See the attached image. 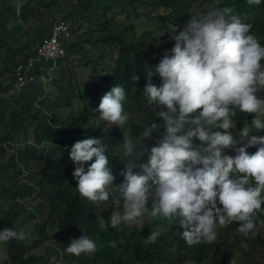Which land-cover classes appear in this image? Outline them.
<instances>
[{
    "label": "trees",
    "instance_id": "1",
    "mask_svg": "<svg viewBox=\"0 0 264 264\" xmlns=\"http://www.w3.org/2000/svg\"><path fill=\"white\" fill-rule=\"evenodd\" d=\"M249 7L264 12V0H0V227L18 231L27 219L47 216L42 224L36 223L37 238L0 243V264H46L52 243L65 247L84 233L96 242L95 252L67 253L63 264H253L250 252L257 247L264 264V211L260 210L257 234L247 236L250 246L241 244L236 222L218 227L215 241L191 246L181 237L183 228L178 223L160 217L142 218L141 226L101 229L99 221L109 218L111 200L106 209L108 202H90L76 191L74 164L68 155L76 140L85 135L100 137L109 144L118 191L125 168L118 147L122 132L107 122H95L98 113L93 109L101 96L114 83L121 84L127 96L125 110L139 111L151 123L156 116L142 95L144 72L147 67L154 69L165 49L172 47L167 24L182 25L211 9L229 8L239 15ZM61 15L72 24L61 37L65 57L39 64L36 81L19 95L6 96L15 67L35 51L53 25L50 21ZM33 21L36 35L29 32ZM250 32L264 45L262 16L255 15ZM135 75L143 79L136 81ZM152 82L159 85V77L153 75ZM252 116L236 112L234 136ZM142 129L135 126L132 131L140 136ZM162 131L154 132L145 146L150 149L156 144ZM147 157L139 153L132 159L140 164ZM36 195L40 199L35 205ZM152 230L160 235L146 243ZM42 244L47 247L45 255L35 252ZM54 251L59 252L56 247Z\"/></svg>",
    "mask_w": 264,
    "mask_h": 264
},
{
    "label": "clouds",
    "instance_id": "2",
    "mask_svg": "<svg viewBox=\"0 0 264 264\" xmlns=\"http://www.w3.org/2000/svg\"><path fill=\"white\" fill-rule=\"evenodd\" d=\"M253 2L260 0H249ZM250 28L229 8L191 16L182 25L169 22L165 32L172 47L144 72L142 95L156 119L140 136L126 130L125 87L114 83L101 96L93 109L95 122L124 129L118 144L124 179L118 191L109 144L85 135L68 151L76 191L97 204L111 200L109 218L99 221L101 229L160 217L178 223L189 246L215 241L217 228L233 222L245 237L257 234L256 214L264 211V45ZM153 75L159 85L152 82ZM237 111L253 114L238 137L232 132ZM161 128L147 161L135 164L132 158L139 156L142 138ZM159 235L152 230L146 243ZM26 237L23 229L0 227V243ZM96 248L84 233L72 238L64 252L80 256Z\"/></svg>",
    "mask_w": 264,
    "mask_h": 264
},
{
    "label": "rangeland",
    "instance_id": "3",
    "mask_svg": "<svg viewBox=\"0 0 264 264\" xmlns=\"http://www.w3.org/2000/svg\"><path fill=\"white\" fill-rule=\"evenodd\" d=\"M64 12L66 14H68L67 10H64ZM256 14H258V15H260V16H262L264 18V12H258L254 8H251V7H249L248 10L244 11L243 13H239V16H240L242 22H245V23H248V24L251 25V23H252V21H253V19H254ZM48 19H49V16L46 17V20H48ZM117 20H119V17H117L115 21H117ZM57 21H63V15H61L59 18H57L54 21H50V23H54V22H57ZM36 24L37 23L35 21H33L32 22V27L29 28V32H30L31 35H36L37 34L36 28H35L36 26H34ZM0 68H1V65H0ZM135 76H137V75H135ZM137 77H139V76H137ZM141 78L143 79V77H139V79L137 81L141 80ZM126 111L129 113V121H128V125H127V129L126 130L129 131L130 134L135 135L134 132L132 131V128L135 127V126L139 127V128H141V127L143 128L148 123L149 119H148V117H146V115L142 114L139 111L130 112L129 108H126ZM123 130L124 129H121V131H123ZM149 141H150L149 137L148 138H142L141 146L138 149V151H139V153L141 155L148 154L149 147H146L145 144L149 143ZM138 147H139V145H138ZM11 152L12 151L8 152L9 156L11 155ZM27 173L29 174V172H27ZM38 199H40V197H39V195H36L34 197V199H33V203L35 205L38 204V202H39ZM46 200L47 199H45L44 202H46ZM109 206H110V203L108 202L107 205H106V209H108ZM44 212L45 213L49 212L48 203L45 204ZM46 219H47V216H43V217L40 216L38 218L36 217L35 219H27L25 221V223L23 224V226H20L18 228V231L23 229L27 233L26 240L31 241L34 238H37V236H38V230L36 229L37 221L42 224L43 220H46ZM142 222H143L142 220H139L135 224L141 226ZM135 224H132V225H135ZM132 225H126V226H132ZM50 229H52V228L50 227ZM237 236H239V240H240V242H241V244L243 246H250L252 241L248 237H245L244 235H242L240 233H238ZM49 243H52V241L49 242ZM55 244L52 243V245L54 246V249L56 247L59 252H55L54 249L51 248V250L50 249L48 250V257L47 258L55 256V257L59 258L60 262L62 263V262L65 261V256H66L67 253L64 252V247H60V246H58V244H56V245ZM47 245H49V244L47 243ZM258 251H259V249L257 247V248L253 249L250 252L251 258L253 260V264H263V262L261 260V256H260ZM35 252H37L39 255H45L47 253L46 244H42L41 247H39L38 250L35 251Z\"/></svg>",
    "mask_w": 264,
    "mask_h": 264
},
{
    "label": "built area",
    "instance_id": "4",
    "mask_svg": "<svg viewBox=\"0 0 264 264\" xmlns=\"http://www.w3.org/2000/svg\"><path fill=\"white\" fill-rule=\"evenodd\" d=\"M72 28L71 22L57 21L53 23L46 36L37 45L35 51L14 69V79L8 97L19 95L31 83L36 81V67L42 63H48L65 57L66 47L61 37L67 34ZM1 95V92H0ZM46 264H62L59 258L52 256L47 259Z\"/></svg>",
    "mask_w": 264,
    "mask_h": 264
}]
</instances>
